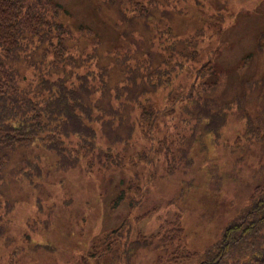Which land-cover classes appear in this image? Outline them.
I'll return each mask as SVG.
<instances>
[{
  "label": "trees",
  "instance_id": "obj_1",
  "mask_svg": "<svg viewBox=\"0 0 264 264\" xmlns=\"http://www.w3.org/2000/svg\"><path fill=\"white\" fill-rule=\"evenodd\" d=\"M190 1L206 7L205 0H100L101 7L115 12L114 26L120 32L119 43L107 47V39L91 27L66 24L65 9L54 0H0V244L23 201L15 190L22 184L41 188L43 194L49 177L63 182L64 173L84 161L88 172L102 175L133 168L137 171L128 177L126 189L111 203L117 207L131 200L134 210L148 199L146 182L154 183L161 165L164 173L182 174L169 199L179 208L196 179L191 173L196 146H218L231 115L245 118V144L264 140V76L249 79L246 94L220 99L223 79L209 77L225 14L214 8L188 16ZM177 15L190 20L186 27L173 24ZM256 48L264 53V31ZM22 67L40 75L29 88L20 86ZM186 68L192 79L174 97L169 90L167 104L157 106L152 96L172 86ZM234 140L232 149L245 145ZM262 180L256 182L249 205L222 229L198 264H264ZM211 186L207 182L209 193L221 189L218 183ZM178 221L169 222L170 231L176 232L170 242L182 240ZM119 231L92 257L116 253L111 249L120 241ZM159 241L165 245L166 238ZM132 246L139 250L146 243L136 240ZM7 255L17 259L16 252ZM170 256L159 263L177 264V253Z\"/></svg>",
  "mask_w": 264,
  "mask_h": 264
},
{
  "label": "rangeland",
  "instance_id": "obj_2",
  "mask_svg": "<svg viewBox=\"0 0 264 264\" xmlns=\"http://www.w3.org/2000/svg\"><path fill=\"white\" fill-rule=\"evenodd\" d=\"M54 1L65 9L63 21L66 24L91 27L107 39V47L119 43L120 32L114 26L115 12L101 7L100 0ZM205 3L203 8L190 1L186 9L188 16L193 17L199 16L201 11L212 12L214 8L225 14L222 42L211 63L213 71L209 79H223L219 96L222 101H230L247 93L249 79L264 76V53L256 48L259 34L264 31V0H205ZM189 22L177 15L173 24L183 28ZM217 42L218 39L213 40L211 45ZM84 45L85 42L79 46ZM205 50L203 46L200 48L201 52ZM20 72L22 88H29L28 83L40 77L31 68L22 67ZM189 72L186 68L172 86L161 88L153 95L154 103L160 108L165 106L167 92L170 90L174 97L192 79L193 74L189 77ZM247 107L255 113L250 104ZM244 129L245 118L233 114L223 128L218 146L206 149L196 146L195 164L191 168L196 179L187 191L188 196L179 202V208L169 199L178 190L182 174L164 173L161 165L157 167L154 183L146 182L148 199L142 205L137 204L134 210L131 200H124L117 207H112L111 203L126 189L128 177L137 171L128 167L115 168L102 175L88 172L84 161L66 171L63 182L49 177L43 194H40L41 188L35 191L28 184L15 187L23 201L8 224L7 240L0 244V264H160L159 258L161 261L169 259L172 252L178 255L177 264H198L206 249L218 241L222 229L235 219L242 206L249 205L256 182L262 180L264 140L249 139L245 144ZM234 139L245 144L243 153L240 152L243 148L232 149ZM239 155L242 158L235 164ZM151 171L154 172V168ZM209 172L212 177L207 175ZM207 182L212 188L221 184V189L210 194L206 190ZM39 196L42 199H36ZM175 219L182 228L180 242L178 238L170 242L169 238L176 234L170 231L173 226L169 225ZM118 230L120 241L111 249L116 253L92 257L94 252L106 248L108 241L115 238L112 232ZM161 238H166L165 245L159 241ZM149 239L153 240L152 244L148 243ZM136 240L145 242L146 247L133 249L132 243ZM8 252H16L17 259L8 258Z\"/></svg>",
  "mask_w": 264,
  "mask_h": 264
}]
</instances>
